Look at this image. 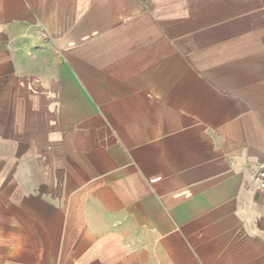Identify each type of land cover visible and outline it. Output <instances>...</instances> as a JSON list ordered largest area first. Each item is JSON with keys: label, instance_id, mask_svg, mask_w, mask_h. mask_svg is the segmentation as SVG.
Segmentation results:
<instances>
[{"label": "crops", "instance_id": "crops-1", "mask_svg": "<svg viewBox=\"0 0 264 264\" xmlns=\"http://www.w3.org/2000/svg\"><path fill=\"white\" fill-rule=\"evenodd\" d=\"M262 167L264 0H0V264H264Z\"/></svg>", "mask_w": 264, "mask_h": 264}, {"label": "built area", "instance_id": "built-area-1", "mask_svg": "<svg viewBox=\"0 0 264 264\" xmlns=\"http://www.w3.org/2000/svg\"><path fill=\"white\" fill-rule=\"evenodd\" d=\"M257 182L262 190H264V167H262L257 175Z\"/></svg>", "mask_w": 264, "mask_h": 264}, {"label": "clouds", "instance_id": "clouds-1", "mask_svg": "<svg viewBox=\"0 0 264 264\" xmlns=\"http://www.w3.org/2000/svg\"><path fill=\"white\" fill-rule=\"evenodd\" d=\"M14 247H20V244L18 243V244H16V245H14Z\"/></svg>", "mask_w": 264, "mask_h": 264}]
</instances>
